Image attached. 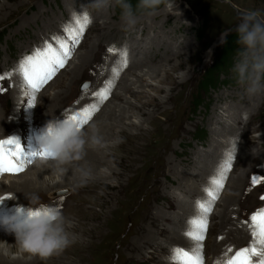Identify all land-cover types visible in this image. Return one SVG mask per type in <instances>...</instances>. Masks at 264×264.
<instances>
[{
  "label": "rangeland",
  "instance_id": "1",
  "mask_svg": "<svg viewBox=\"0 0 264 264\" xmlns=\"http://www.w3.org/2000/svg\"><path fill=\"white\" fill-rule=\"evenodd\" d=\"M7 2V0H0V7L6 4L11 6L10 9L0 12L1 111L7 112L9 104L13 101V92L17 82L23 88L28 86L22 71H17L18 66L23 65L29 56H34L37 50H46L48 46L59 53L61 43H63L73 49L71 56L66 60L64 67L58 68L56 74L40 91L36 92L38 96L46 92L47 99L44 100L45 102L38 101V107L36 106L33 117L36 120L38 117H42L41 115L51 104L53 96L50 94L53 95L56 91L69 92L68 96L62 99V105L71 111L79 106L83 98L82 95H77L83 86L88 84L92 85L91 87L96 91L107 90L108 94L104 95L106 99L99 101L102 102L101 104L95 103L97 110L92 113L91 119L83 126L86 130L97 117L102 116L101 114H108L110 108L109 110L105 109L107 104L114 102V107L120 105L115 109L116 114L117 110H120L125 104V101L122 102L114 98L118 85H112L109 82L110 78L104 82L108 87H102L104 73L101 75L98 73L104 69L112 74L111 72L117 69L118 75L120 72L123 73L117 79L119 83L121 82L126 75V71L123 70L131 62L130 56H137L141 54L138 49L143 51L146 48L145 42L140 40L142 37L139 36L136 42L131 32L135 31L140 34V28H144L147 24L153 25L155 30L150 33L146 28L147 30L143 31V37L153 34L158 39L156 41L165 43L159 47H156L157 45L154 43L150 44L152 50L141 55L146 57L152 66L162 64L160 68L163 71H159L161 74L149 79L147 77L148 83L143 84L142 91L131 92L132 94L127 95L137 105V109L142 111L141 104L146 105L155 98L157 102L152 101L150 106L145 107V111L149 112L143 120L146 132L134 130V133L139 136V144L137 149L132 152L133 154H128L130 159L135 161L132 162L134 167L116 179V184H121V188L104 187L96 193L90 190V194L66 191V195L56 200L49 199L47 192L44 191L35 196L39 198V204L56 205V208L65 216L66 221H72L76 212L84 204L89 209L95 201H99V198L108 203L110 211L107 213L105 211V216L111 217L112 221L105 225L101 223V220L94 222L96 227H99L98 224H100L94 237L96 248L87 253V260L83 264H167L168 256L161 255L159 251L153 255L155 257L149 258V254L152 256L151 251H153L151 245H145L141 249V254L134 248L141 240L140 237L143 240L153 237L147 232L141 233L142 225H146L148 217L151 216L152 221H155L154 214L166 215L164 217L167 221L164 222V227L165 229L169 228L168 234L175 236L174 232H176L178 236L182 235L187 239L184 245H176L177 248L191 252L194 247L193 241L185 235L190 227L189 221L200 215L199 203L209 204L210 197L207 193L214 190L212 181L219 179L230 154L232 167L227 172L224 187L219 191L216 202L211 203L212 211L207 216L208 226L203 241V262L204 264H213L214 261L229 260L239 250L250 248L247 243L253 239L251 217L259 210L264 209V94L251 99L243 95V88L237 83L232 70L238 59V56L235 55L231 68L221 69L219 82L216 86L211 88L208 94H200L201 99L199 98L198 105L195 103L198 99L195 97L198 83L220 61V47L224 37L235 31L240 23L241 14L246 11H256L264 18V0H172L173 8L169 10L171 14L168 13V10H164V5H161L158 15L151 18L142 17L131 30H125L121 24V9L118 6L109 8L106 12H98L91 7L92 0H74L70 2L74 3L73 5L69 4L68 0H11ZM128 2L134 3L133 8L135 9L139 0H128ZM85 15L92 22L89 23L90 27L86 26L82 37L75 43H73L75 34H72L71 31L73 29L70 30V33L63 29L57 30L59 24L72 23L71 20L77 21L79 17V20L83 21ZM60 19L62 23H60ZM46 21L48 22L46 23ZM202 23L206 24L203 32L200 31ZM62 32L69 34L68 39L63 40L59 37ZM129 35L132 42L129 41ZM69 39L73 41L68 42ZM122 39L127 41L126 46L121 44L123 43ZM102 41L104 43L99 46L98 42ZM131 48H136V52H132ZM94 49L97 50L96 57L93 60L92 54L90 55V59L83 68L82 77L73 85L74 89L71 91L72 76L68 72L64 74L63 71L75 59L74 56L78 52L85 55L87 51ZM125 52L127 53L126 65ZM153 56H155L154 59ZM109 60L110 66L116 63L115 68L109 65L105 68V64ZM179 62L181 64L172 73L177 83L172 84L171 88V83L165 79L162 73L166 69L173 68ZM93 73H96L94 80ZM96 84L98 85L96 86ZM99 86L100 88H98ZM158 87L161 88V91L157 94ZM27 94L28 90L23 96L25 103L16 108V114L25 113L24 109L29 107L31 99L28 97L32 94ZM158 101L162 103L157 104ZM236 108L238 110H235ZM80 111L85 112V110ZM245 112L248 113L246 122L243 118ZM83 113L75 115L78 120L83 119ZM18 121L19 127L25 131V125L21 124L22 120ZM41 125L38 124L36 130ZM203 131H205V135L202 133ZM248 132L246 137H250L251 142H248L247 150L256 151V155L252 156L253 158L247 165L245 160L236 154V149L241 147L244 135ZM28 136L29 132L26 134V137ZM120 138L117 137L116 140ZM11 139H16L22 144V134L20 135L19 132L17 138ZM2 140L0 138V141ZM23 144L27 145L23 149H30L29 139H24ZM30 152L32 151L30 150ZM203 158L207 159L206 171L194 174V171H191L192 167H198L197 163ZM38 160L39 158L35 159L34 162L26 166L27 168L25 167L22 173L13 177L18 178L26 174ZM168 161H171L172 164L170 168H168ZM252 161L253 163H251ZM180 162L184 163L183 166L186 167L185 176L187 177L183 176L184 180L176 178L177 165ZM240 170L246 171L247 187L244 190L241 189V186L239 187L238 191L243 190L242 198L238 199V195L232 203L226 202V195L229 193V180L235 173L241 172ZM7 175L6 173L1 176L0 181H6ZM46 177L48 184L55 180ZM254 178L258 183H253ZM111 181L115 182L114 179L107 182ZM181 190H183L182 193ZM13 200L19 199L13 197L9 204H13L15 202ZM170 201L173 203V209L167 210ZM28 203L31 206L30 201ZM93 208L98 211L96 205ZM157 222L155 221V223ZM152 230L154 231V229ZM160 240H163L164 243L167 241L165 244H169L170 241L176 244L174 240L168 239V236H162ZM259 259L252 257L253 264H257Z\"/></svg>",
  "mask_w": 264,
  "mask_h": 264
},
{
  "label": "bare ground",
  "instance_id": "2",
  "mask_svg": "<svg viewBox=\"0 0 264 264\" xmlns=\"http://www.w3.org/2000/svg\"><path fill=\"white\" fill-rule=\"evenodd\" d=\"M7 1L10 2L11 0H7ZM72 1L74 0H68V3L71 4L70 2ZM73 4L74 3H72L71 5ZM10 8L11 6L8 4L3 5L2 7H0V12H2L3 10L5 11V9H10ZM168 13L171 14V11L168 10ZM71 21L72 23L68 22L64 24H59V28H57V30L63 29L70 33L71 29H76L77 27L76 20H71ZM47 22L48 21H46V23ZM90 22H92V20ZM60 23H62V20ZM88 27H90L89 24H88ZM144 30H147L148 32L152 33V31L155 30V26L149 25V24L145 25L144 28H140V31H141L140 34H137V32L135 31L131 32L132 37H134L136 42L139 39V36L142 37V39L140 40L142 42H145L146 48L143 51H141V49H138V52L141 54H138L137 56H130L131 62H129L127 67L123 70V71H126V75L123 77L120 83L118 82L117 79L121 77V74L123 73L120 72L118 75L116 72L117 69H115L114 72H111L112 74H110V72H108L107 70L104 71V69L98 73L99 75L104 73L103 81L101 80L102 87H108V85L106 86L104 82H106L110 78L111 79L109 82L112 85H116V86L118 85L114 93V98L119 99L122 102L125 101V104L123 105V107L120 108V110H117L118 113L116 114L115 109L118 108L120 105L118 107L117 106L114 107L113 106L114 102H110L109 104H107V107L105 108L106 110L107 109L109 110L110 108L108 114L107 115L105 113L101 114L102 116L97 117V119L94 120L92 124L89 125V127L92 125H95L99 130V134L103 137L105 141V147L103 149H99V150H93L91 148L87 149V155L85 157V160L82 162H79L81 164H85L87 167H89L92 170L93 178L89 180L87 184L81 185L79 173L76 172L75 169L69 168V170L65 174H63L62 176H57V175L52 174L51 169L44 167V166H38V162L33 167H31L29 171L23 176H20L17 178V177H13L15 175L8 174L7 177L5 178L6 181H0V202L3 203V209L0 212V220H2L5 217L17 215V209L21 206H23L24 209L27 210L29 207H31L28 205L29 204L28 198L33 197V195L36 196L37 194H40L43 191L47 192L49 199L56 200L66 195V193L69 191H73V192L78 191L81 194H87L89 193L90 190H92L93 193H96V191H98L99 189H103L104 187L117 188V189L121 188V184L119 185L116 184V179L120 178L125 173V171L129 172V170L132 167H134V163L132 162H135V161L130 159V157L128 156V154L134 152L137 149V145L139 144L138 143L139 136L134 133V130H137V131L141 130L144 133L146 132L144 131L143 120L145 119V117H147L146 115L149 112L145 111V107L150 106L149 104L152 101L157 102V99L154 97L155 99H153L149 103H146V105L141 104L143 108V111H142L140 109H137V105L133 101H131L129 97H127V95L135 93V92H140V90L142 91V86H144L143 84H147L148 79L150 77L151 78L156 77L157 75H159L160 72L163 71V69L160 68L162 64H160L159 66H152V64L148 61L146 57L141 56L142 53L150 52L152 50V48L150 47V44L153 45L154 43V45H157L156 47H159L162 44H165L163 41H156L158 39L153 34L152 36L146 35V37H143L144 32H145ZM64 33L62 32L61 35H59V37H61L63 40H66L68 39L67 37L69 36V34H64ZM129 39H130L129 41H131L130 35H129ZM72 41L73 40L71 39L68 40V42H72ZM121 41H123V39ZM103 43H104L103 41L98 42L99 46H101V44ZM121 44L123 46H126L127 41L125 40ZM34 48L33 50H35ZM135 49L136 48H131L132 52H136ZM96 51L95 49L93 51L89 50L85 53V55L82 54L81 52H78L74 56L75 59L68 66H66V69L63 71V73L65 74L66 72H68L72 76V80L70 82L71 91H73L74 89L73 85L82 77V71L84 70L83 68L86 65V62H88V60L90 59V55L91 54L93 55V56L91 55V58L93 57V60L96 57L97 55ZM154 57L155 56H153V59ZM109 64H110V60L108 63L105 64V68L109 67L110 66ZM180 64L181 62L177 63L173 68L166 69L162 73L165 79L171 83V88H172V84L174 85L175 83H177L176 79L173 78L172 73L176 71V68H178ZM21 66H18L19 67V69L17 70L18 72L22 71ZM110 67L115 68L116 63L112 64V66ZM92 75H93L92 78L94 76L96 77V73H93ZM95 77L93 78V80L95 79ZM181 82H182V79H181ZM97 85L98 84H96V86ZM91 86L92 85L87 84L83 86L82 88H80L77 95H82L83 98L80 101L79 106L76 108H73L71 111H68L67 109H65V106L62 105L63 104L62 99L63 98L65 99L68 96V93H69L68 91L67 92L66 91H56L55 94L53 95L50 94L51 96H53L51 97V104H49L50 106L48 107L47 110H45L43 115H41L42 117L39 118L37 116L38 119L36 120V118L33 117V113L36 112V106L38 107V101H44L47 99L46 92H43L42 95L38 96L36 92L35 93L33 92V90L31 89L29 85L23 88L21 87V84L17 82L14 88V92H13L14 93L13 101L8 106V110H7L8 113L0 110V138H2L3 140L11 139L14 137L17 138V134L19 132L20 135L22 134V139H23L22 144H21L22 148H25L27 146L23 144L24 139L26 138L29 139L30 149L29 150L23 149V150L26 155L30 156L32 153H34V148L36 146L35 137H37L38 132H39V129L36 130L38 124H42L41 126L47 125V123L51 119H55L57 117L60 118L61 120L64 117L70 119L72 116H75L78 113H83L80 110H89V108L90 109L95 108L96 107L95 103L103 100L101 99V94L103 95L108 94L107 90L100 89L99 91H96V89H93ZM98 88H100V86ZM27 90H28L27 95L32 94V96L28 97V99H31L30 100L31 103H32L33 96L36 97L35 107H32V108L28 107L27 109H24L25 113L21 112L22 114H16V108L20 107L22 103H25V101L23 100V96L25 95V92ZM156 91H157V94L160 93L161 88L158 87ZM161 103L162 102L158 101L157 104H161ZM235 110H238V109L236 108ZM111 112L113 113L111 114ZM33 118L36 121H34ZM18 120L19 121L22 120V122L21 121L20 122L21 124L25 125V128L27 131L26 130L23 131L21 127H19V124H17ZM45 128L46 127H44V129ZM233 128H235L234 125H233ZM35 131H36V134H35ZM27 132H29L28 137H26ZM248 134L249 132L246 135H244L243 144L241 145V147L236 149V154H239L240 157L243 160H245L247 165L249 161L253 158L252 156L256 155V151L251 150L252 151V154H251V151L247 150V148H249L248 142H251V138L246 137ZM117 137H121L123 142L113 143V141H115ZM30 150L32 152H30ZM244 151H246V153H243ZM168 162H169L168 168H170V165L172 164H171V161H168ZM251 163H253V161ZM28 165L30 164H25V167ZM183 165L184 163H181V162L179 165H177L176 178H181L184 180L185 178H183V176L186 175V167ZM197 165L199 166L196 168L192 167L191 171H194L193 172L194 174L200 173L202 171L205 172L207 168V159L205 160V158H203L202 160H199ZM245 172L246 171H241L231 176L229 180V191H228L229 193L226 195V199H225L226 202L232 203L234 198L237 197L238 195H239L238 199L242 198V191L244 190V188L247 187L246 181H245V175H246ZM46 176H48L49 178L55 179V180H53L51 184H48L47 179L45 178ZM111 179H114L115 182L114 181L107 182V181H110ZM240 186L242 187L241 189L243 190L238 191L240 189L239 188ZM204 189L207 190L206 188ZM182 191L183 190H181L180 192L182 193ZM8 197H10L11 199H5ZM13 197L19 200H16V201L13 200L15 202L13 204L12 203L9 204V201H11ZM214 202H216V200ZM42 205L52 206L56 208V205H53L51 203L42 204ZM95 205L98 207V211H96L93 208V206ZM93 206L87 209L85 204L82 205L81 208L78 210V212H76V215H74L72 221H67L66 229L68 233L70 234V237L73 239L74 243L70 247H68L61 255L54 256L47 261H41L39 258L28 259L27 254H22V255L17 256L16 259H12L10 256L3 255V249H0V264H83L85 263L87 260L86 259L87 253H89L91 250L96 248V245L94 244V237H95V234L99 230L100 224H98L99 227H96L94 225V222L101 220V223L105 225L106 223L110 224L112 221L111 217L105 216V211L106 213L107 211H110L108 208L107 202L105 201L103 202L101 198H99V201L97 202L95 201V203H93ZM172 209H173V203L172 201H170L169 206L167 207V210H172ZM167 210H164V211H167ZM154 215H155L154 216L155 221H158V222L155 223L154 220L153 222L152 221L153 218L151 216L150 217L147 216L149 220H146L147 222L146 225H142L143 231L141 233V234H144L147 232V234L152 235L153 237L149 239L146 238L145 240H143L140 237L141 240L138 241L137 246H135L134 248L138 251V253L141 254L142 252L141 249H143L145 245H151L153 246L152 247L153 251H151L152 256L151 254H149V258L155 257L153 255L159 251L161 255L168 256L166 258V259H169L167 264H172V261L170 260V257L172 256V250L174 248H177L176 245H181V246L184 245L187 239L182 235L178 236L176 232H174L175 236H171L170 234H168V231L170 232L169 228L165 229L164 227L165 226L164 222L167 221L166 217H164L166 216L165 214L163 215L154 214ZM149 227L151 230L149 229ZM152 229H154V231ZM251 229L253 231V228ZM162 236H168V239L174 240L176 244H174L170 240H169L170 241L169 244L168 243L165 244L167 241L164 243L163 240L162 241L160 240V237ZM254 242H255V238L253 236V239L247 243V246L248 247L253 246ZM0 243H6L4 247L7 248L10 253L17 252V248L15 246L17 243L15 235L9 234L6 230L3 229V227H0ZM257 248L258 250H264V249H261L259 245H257ZM233 257L234 256L230 257V259ZM255 258H260V257H255ZM227 260H223L221 262L214 261L213 264H226L225 261Z\"/></svg>",
  "mask_w": 264,
  "mask_h": 264
},
{
  "label": "clouds",
  "instance_id": "3",
  "mask_svg": "<svg viewBox=\"0 0 264 264\" xmlns=\"http://www.w3.org/2000/svg\"><path fill=\"white\" fill-rule=\"evenodd\" d=\"M173 8L172 0H139L135 9L128 0H92L91 7L98 12H106L118 6L121 9L120 21L125 30L133 29L142 17H155L161 11ZM239 45L238 59L233 67L237 83L243 88V95L249 99L264 94V18L256 11H246L240 16V23L235 29ZM222 43V41H221ZM245 122L248 113L243 114ZM122 138L113 141L121 143ZM39 148L46 154L38 160V166L52 170V174L62 176L69 168L79 173L81 185L93 178L92 170L81 164L87 155V149H103L105 141L95 125L86 131L78 123L64 117L51 119L44 134L38 139ZM47 178V177H46ZM31 207L17 209V215L0 220L9 234L16 238V253H10L0 243L3 255L16 259L27 254L28 259L39 258L47 261L61 255L74 241L66 229V218L60 210L52 206L39 204L38 197L28 198ZM35 205V207H34Z\"/></svg>",
  "mask_w": 264,
  "mask_h": 264
},
{
  "label": "snow or ice",
  "instance_id": "4",
  "mask_svg": "<svg viewBox=\"0 0 264 264\" xmlns=\"http://www.w3.org/2000/svg\"><path fill=\"white\" fill-rule=\"evenodd\" d=\"M90 23L89 17L85 15L83 21L77 19L76 29L71 30L75 34L73 43L82 37L86 26ZM61 51L57 53L51 46L46 50H37L34 56H29L22 65V73L26 83L31 87L33 92L40 89L56 74L58 68L64 67L66 60L70 58L73 49L68 48L61 43ZM111 51V50H110ZM125 65L127 64V53H124ZM35 99L33 96L30 108L35 107ZM101 99L106 96L101 94ZM97 109L93 108L85 110L82 114L83 119L78 120L77 116H72L71 121L79 124L81 128L88 123L92 117V113ZM45 159L46 154L42 152H34L30 156L26 155L21 144L16 139H6L0 141V176L4 174L18 175L25 170V164H31L35 159ZM232 157L229 155L228 162L225 164L220 173L219 179L212 181L214 190L208 191L210 197L209 204L199 203L198 209L200 215L189 221V230L185 235L193 241L194 247L191 252L174 248L170 260L172 264H204L203 262V241L207 232V216L211 213V203L218 198L219 191L224 187L227 172L231 169ZM253 183L258 181L254 178ZM5 199H11L10 197ZM0 204H3L0 202ZM253 236L255 242L250 248H244L238 251L235 256L229 259L226 264H253L252 257H260L258 264H264V250H258L257 245L264 249V209L259 210L251 217Z\"/></svg>",
  "mask_w": 264,
  "mask_h": 264
},
{
  "label": "trees",
  "instance_id": "5",
  "mask_svg": "<svg viewBox=\"0 0 264 264\" xmlns=\"http://www.w3.org/2000/svg\"><path fill=\"white\" fill-rule=\"evenodd\" d=\"M130 3V2H129ZM134 7V3L132 4ZM206 24L202 23L200 31L203 32L205 30ZM238 36L236 31H232L224 37L223 43L220 47V61L216 63L214 67H212L202 78V80L198 83L196 89V99H198L195 103L198 105L200 94H208L209 90L216 86L219 82V73L222 68L230 69L233 64V58L237 55L239 51V45L237 43ZM205 135V131H203Z\"/></svg>",
  "mask_w": 264,
  "mask_h": 264
}]
</instances>
